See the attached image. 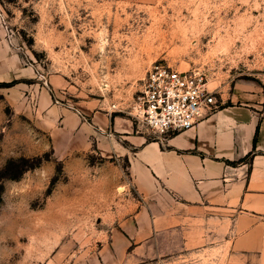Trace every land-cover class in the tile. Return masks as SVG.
<instances>
[{
	"label": "rangeland",
	"instance_id": "374dc122",
	"mask_svg": "<svg viewBox=\"0 0 264 264\" xmlns=\"http://www.w3.org/2000/svg\"><path fill=\"white\" fill-rule=\"evenodd\" d=\"M0 8L38 79L66 78L52 87L58 103L128 107L157 60L201 70L218 106L249 92L264 98V0H0ZM4 91L0 84V264H223L219 248L132 257L118 224L121 202L136 196L125 191L126 160L96 150L57 157L35 112L38 90L21 105Z\"/></svg>",
	"mask_w": 264,
	"mask_h": 264
},
{
	"label": "crops",
	"instance_id": "0c3cea01",
	"mask_svg": "<svg viewBox=\"0 0 264 264\" xmlns=\"http://www.w3.org/2000/svg\"><path fill=\"white\" fill-rule=\"evenodd\" d=\"M38 72L0 8V81L17 79L6 100L21 105L38 90L35 112L57 157L96 150L126 160L125 191L137 197L121 202L118 224L132 257L219 248L223 264H264V98L249 92L193 127L153 137L117 110L56 102L52 87L66 78L49 75L46 86Z\"/></svg>",
	"mask_w": 264,
	"mask_h": 264
},
{
	"label": "built area",
	"instance_id": "2783aa9c",
	"mask_svg": "<svg viewBox=\"0 0 264 264\" xmlns=\"http://www.w3.org/2000/svg\"><path fill=\"white\" fill-rule=\"evenodd\" d=\"M218 107L215 91L201 70L157 60L147 68L128 107L112 110L129 115L156 137L193 127Z\"/></svg>",
	"mask_w": 264,
	"mask_h": 264
},
{
	"label": "trees",
	"instance_id": "16d2710c",
	"mask_svg": "<svg viewBox=\"0 0 264 264\" xmlns=\"http://www.w3.org/2000/svg\"><path fill=\"white\" fill-rule=\"evenodd\" d=\"M17 82V79H13V80H10V81H0V84L2 86H10V85H13Z\"/></svg>",
	"mask_w": 264,
	"mask_h": 264
}]
</instances>
